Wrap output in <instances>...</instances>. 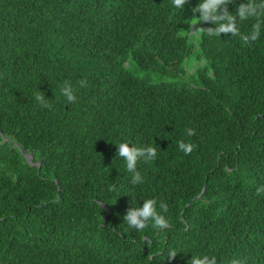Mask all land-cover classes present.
<instances>
[{"label":"trees","instance_id":"trees-1","mask_svg":"<svg viewBox=\"0 0 264 264\" xmlns=\"http://www.w3.org/2000/svg\"><path fill=\"white\" fill-rule=\"evenodd\" d=\"M195 3L0 0V264H264V31L209 36ZM121 141L157 148L142 184ZM146 198L163 232L123 220Z\"/></svg>","mask_w":264,"mask_h":264},{"label":"clouds","instance_id":"clouds-1","mask_svg":"<svg viewBox=\"0 0 264 264\" xmlns=\"http://www.w3.org/2000/svg\"><path fill=\"white\" fill-rule=\"evenodd\" d=\"M187 0H172L173 7L182 10ZM231 7V10L229 6ZM191 12L198 16L199 21L210 22L207 26V35L217 36L221 33H231L238 36L239 39L248 44L257 41L264 31V0H196ZM251 20V30L247 33L240 31L238 21ZM81 86H85V81H80ZM60 95L69 103L77 100L76 90L70 83H65L60 88ZM37 102L44 107H51L46 102L47 97L42 91L35 94ZM188 135H192V130L188 129ZM117 145L116 153L123 159L128 172L132 173L131 183L133 185L142 184L144 177L137 171L139 160L152 161L157 158V148L152 145L141 146L133 144L131 141H121ZM192 144L184 141L178 142V148L185 154L192 151ZM27 158V157H26ZM264 191V188H258L257 192ZM167 205L159 204L154 198L143 199V203L138 207L131 206L123 215V220L127 222L130 229L144 230L152 228L157 232H163L167 229L169 218ZM173 255V254H170ZM190 264H215L214 259L207 256H190ZM232 264H238L236 260Z\"/></svg>","mask_w":264,"mask_h":264},{"label":"water","instance_id":"water-1","mask_svg":"<svg viewBox=\"0 0 264 264\" xmlns=\"http://www.w3.org/2000/svg\"><path fill=\"white\" fill-rule=\"evenodd\" d=\"M26 157H27V160H29V161H30V155H26Z\"/></svg>","mask_w":264,"mask_h":264}]
</instances>
